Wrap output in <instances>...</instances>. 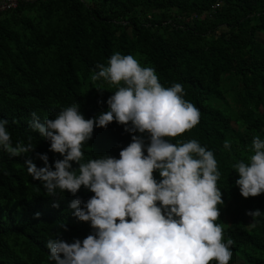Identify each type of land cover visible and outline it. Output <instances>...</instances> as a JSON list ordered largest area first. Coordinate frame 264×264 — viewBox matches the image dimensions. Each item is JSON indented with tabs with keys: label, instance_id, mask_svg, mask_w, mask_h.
<instances>
[{
	"label": "trees",
	"instance_id": "16d2710c",
	"mask_svg": "<svg viewBox=\"0 0 264 264\" xmlns=\"http://www.w3.org/2000/svg\"><path fill=\"white\" fill-rule=\"evenodd\" d=\"M214 1L18 0L0 12V119L7 121L13 145L31 142L35 148L14 157L0 146V264H54L48 239L60 233L72 243L93 233L90 222L74 216L69 204L77 196L87 201L94 193L82 186L75 196L59 189L50 196L43 182L28 173L29 158L38 168L44 166L35 153H47L53 170L54 161L63 158L30 127L31 113L43 122L73 105L86 119L108 111L107 99L123 82L113 85L91 77L98 63L107 66L117 52L154 68L165 88L182 84L184 99L199 109L200 121L166 139L174 144L195 139L214 153L224 200L215 223L223 227L225 242L234 241L229 264H264V193L244 198L233 168L253 154V137L264 140L262 115L254 113L264 109V44L255 39L264 34V0H218L213 8ZM220 26L225 30L216 33ZM230 78L239 83L236 112L222 100V81ZM133 134L149 143L147 133H130L116 121L95 127L83 144L81 163L119 158ZM225 140L230 141L227 149ZM72 167L79 165L72 162ZM154 176L160 179L158 171ZM257 209L262 213L258 217L246 214Z\"/></svg>",
	"mask_w": 264,
	"mask_h": 264
},
{
	"label": "clouds",
	"instance_id": "9594fccd",
	"mask_svg": "<svg viewBox=\"0 0 264 264\" xmlns=\"http://www.w3.org/2000/svg\"><path fill=\"white\" fill-rule=\"evenodd\" d=\"M96 68L93 81L123 82L107 99L108 111L86 119L73 105L43 122L31 113L30 127L63 158L54 161L53 170L47 153H35L44 166L38 168L29 158L28 173L43 182L50 196L57 189L75 196L82 186L94 193L87 201L77 196L69 204L74 216L90 222L93 233L72 243L61 239L60 233L48 239L49 260L54 264H210L213 260L229 264L234 241L225 242L223 227L215 223L224 200L217 187L220 173L214 153L195 139L175 144L166 139L196 126L199 109L184 99L182 84L165 88L154 68L142 67L132 55L114 53L107 66L98 63ZM113 121L130 133H147L149 143L133 134L119 158L103 156L81 163L83 144L94 128H106ZM6 124L0 119V146L5 151L14 157L35 151L31 142L13 145ZM224 147H230L229 140ZM251 149L247 162L233 165L244 198L264 193V140L253 137ZM72 162L79 167L73 169ZM157 171L159 180L154 176ZM246 214L255 218L262 213L257 209ZM60 227L67 230L64 224Z\"/></svg>",
	"mask_w": 264,
	"mask_h": 264
},
{
	"label": "rangeland",
	"instance_id": "374dc122",
	"mask_svg": "<svg viewBox=\"0 0 264 264\" xmlns=\"http://www.w3.org/2000/svg\"><path fill=\"white\" fill-rule=\"evenodd\" d=\"M84 1L88 2L89 0H84ZM223 30H225V27L220 26L216 29L215 32L217 33L219 31H223ZM255 39L264 44V34H262V33L256 34ZM222 83H223V87L225 88V90L222 92V95H223L222 100L224 102H226V104H227L228 108L231 110V112H236L237 107H238V100L235 97V93H236L237 87H239L238 80L230 78L228 80H223ZM254 113L258 114V115H262V123L264 125V109L258 107L257 109L254 110ZM232 125L234 127L241 129L237 122L235 123L234 121H232ZM228 203H229V200H227L225 203V205H226L225 211H224L225 217H228V214H229L228 208H227ZM235 264H244V263L240 260H237V261H235Z\"/></svg>",
	"mask_w": 264,
	"mask_h": 264
},
{
	"label": "built area",
	"instance_id": "2783aa9c",
	"mask_svg": "<svg viewBox=\"0 0 264 264\" xmlns=\"http://www.w3.org/2000/svg\"><path fill=\"white\" fill-rule=\"evenodd\" d=\"M18 0H0V12L12 9L16 6ZM219 5V1L215 0L213 3V8Z\"/></svg>",
	"mask_w": 264,
	"mask_h": 264
}]
</instances>
